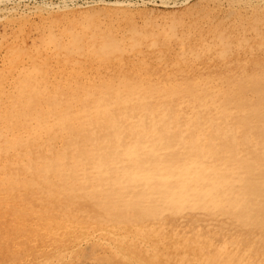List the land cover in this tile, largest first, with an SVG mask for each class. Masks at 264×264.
Wrapping results in <instances>:
<instances>
[{"label":"rangeland","instance_id":"obj_1","mask_svg":"<svg viewBox=\"0 0 264 264\" xmlns=\"http://www.w3.org/2000/svg\"><path fill=\"white\" fill-rule=\"evenodd\" d=\"M263 4L0 0V264H264Z\"/></svg>","mask_w":264,"mask_h":264},{"label":"bare ground","instance_id":"obj_2","mask_svg":"<svg viewBox=\"0 0 264 264\" xmlns=\"http://www.w3.org/2000/svg\"><path fill=\"white\" fill-rule=\"evenodd\" d=\"M247 4V3H246ZM253 5V4H252ZM248 6V5H247ZM263 6H264V4H263ZM262 6V7H263ZM243 10H244V8H243ZM249 10H251V9H249ZM179 41V40H178ZM181 41H182V39H181ZM103 42V41H102ZM148 43V42H147ZM157 43V42H156ZM199 43V42H198ZM170 45V44H169ZM134 46V45H133ZM144 46V45H143ZM182 46V45H181ZM101 47V46H100ZM122 47V46H121ZM157 47V46H156ZM160 47V46H159ZM123 48V47H122ZM179 48V47H178ZM120 49V48H119ZM157 49V48H156ZM168 49V48H167ZM94 50V49H93ZM113 50V49H112ZM163 50V49H162ZM162 50H160V51H162ZM179 50V49H178ZM86 52H87V50H86ZM122 52V51H121ZM144 52H146V51H144ZM95 53V52H94ZM123 53H126V52H123ZM122 53V54H123ZM92 54V53H91ZM140 54V53H139ZM111 55V54H110ZM121 55V54H120ZM124 55V54H123ZM112 56V55H111ZM125 56L127 57L128 55H126L125 54ZM141 56V55H140ZM147 56V55H146ZM152 56V55H151ZM158 56V55H157ZM163 56V55H162ZM165 56V55H164ZM139 57V56H138ZM156 57V56H155ZM119 58V57H118ZM123 58V57H122ZM108 59H110V58H108ZM232 59V58H231ZM128 61V60H127ZM133 61V60H132ZM135 61V60H134ZM144 61V60H143ZM148 62V61H147ZM162 62V61H161ZM213 62V61H212ZM59 63V62H58ZM102 63V62H101ZM166 63V62H165ZM222 63V62H221ZM63 64V63H62ZM103 64V63H102ZM75 65V64H74ZM97 65V64H96ZM126 65V64H125ZM125 65H123V66H125ZM168 65V64H167ZM166 65V66H167ZM41 66V65H40ZM81 66V65H80ZM85 66V65H84ZM95 66V65H94ZM143 66V65H142ZM145 66V65H144ZM150 66V65H149ZM184 66H186V65H184ZM108 67V66H107ZM148 67V66H147ZM157 67V66H156ZM126 68V67H125ZM197 68V67H196ZM198 68H200V67H198ZM40 69V68H39ZM97 69H99V68H97ZM107 69V68H106ZM78 70V69H77ZM100 70V69H99ZM104 70H105V68H104ZM27 71V70H26ZM50 71V70H49ZM36 72H38V71H36ZM61 72H62V70H61ZM67 72V71H66ZM19 73V72H18ZM24 73V72H23ZM26 73V72H25ZM49 73H51V72H49ZM81 73V72H80ZM92 73V72H91ZM47 74V73H46ZM77 74V73H76ZM87 74V73H86ZM25 75V74H24ZM28 75V74H27ZM63 75V74H62ZM84 75V74H83ZM135 75V74H134ZM21 76V75H20ZM55 76V75H54ZM60 76V75H59ZM60 77H62V76H60ZM23 78V77H22ZM142 78V77H141ZM75 79V78H74ZM19 80V79H18ZM258 81L256 82V87H260V86H264V78H261V79H257ZM12 81V80H11ZM61 81V80H60ZM74 82V81H73ZM124 83V82H123ZM35 84V83H34ZM72 84V83H71ZM16 85V84H15ZM43 85V84H42ZM41 85V86H42ZM51 86V85H50ZM52 87V86H51ZM56 87H58V86H56ZM77 87V86H76ZM15 88V87H14ZM64 88V87H63ZM33 89V88H32ZM31 89V90H32ZM38 89V88H37ZM59 89V88H58ZM43 90V89H42ZM53 90V89H52ZM17 91V90H16ZM92 91V90H91ZM256 94H257V97H258V99H259V101H260V103L257 105V106H252L251 108H250V110H251V113L252 114H254V113H257L262 107H264V90H261V89H259V88H257L256 90ZM68 93V92H67ZM18 94V93H17ZM16 94V95H17ZM92 94V93H91ZM38 95H40L39 93H38ZM45 95V94H44ZM14 97V96H13ZM37 98V97H36ZM8 99V98H7ZM16 99V98H15ZM21 100V99H20ZM34 100V99H33ZM60 100V99H59ZM236 101H235V103L237 104V108L239 109V111L241 112V113H245L244 111H245V104H244V101L242 100V98H240V97H238V98H236L235 99ZM6 101H8V100H6ZM14 104H15V102H14ZM19 104V103H18ZM36 104V103H35ZM57 104V103H56ZM62 104V103H61ZM43 105V104H42ZM79 105V104H78ZM84 105V104H83ZM87 105V104H86ZM11 106V105H10ZM24 106V105H23ZM55 106V105H54ZM53 106V107H54ZM148 107V106H147ZM12 108V107H11ZM41 109V108H40ZM56 109V108H55ZM58 109V108H57ZM86 109V108H85ZM44 110V109H43ZM49 110V109H48ZM55 111V110H54ZM45 112V111H44ZM47 112V111H46ZM15 113H16V110H15ZM29 113V112H28ZM86 113V112H85ZM42 115V114H41ZM72 115V114H71ZM17 116V115H16ZM28 116H30V114L28 115ZM40 116V115H39ZM64 116V115H63ZM9 117V116H8ZM18 117V116H17ZM78 117V116H77ZM76 117V118H77ZM27 118V117H26ZM72 118V117H71ZM12 119V118H11ZM33 119V118H32ZM64 119V118H63ZM83 119V118H82ZM53 120V119H52ZM51 120V121H52ZM65 120V119H64ZM67 120V119H66ZM70 120V119H69ZM14 121V120H13ZM16 121V120H15ZM48 121V120H47ZM55 121V120H54ZM63 121V120H62ZM105 121H106V123H105V125H103L104 127L102 128V130H103V132H104V130H106L107 132H106V134L107 135H109V137L110 138H112L113 137V139H115L113 142H115L117 139H118V135L119 134H124V136L125 137H128V138H131V140H132V144H131V147L128 149L129 151H133V152H135L136 153V151L137 150H139V148H140V146H139V143H138V140L137 139H142V137H141V131H142V126H137V125H132V127H129L128 129H122V128H120V127H118V126H121V127H123L124 128V126L122 125V124H119V125H117V123H115V122H113V121H109L108 120V118L106 117L105 118ZM179 121V120H178ZM17 122V121H16ZM53 122V121H52ZM56 122V121H55ZM3 123V122H2ZM5 123H6V121H5ZM9 124V123H8ZM23 124V123H22ZM37 124V123H36ZM65 124V123H64ZM69 124V123H68ZM241 124L242 125H244L245 127H249L250 126V124L247 122V121H245L244 119H242V121H241ZM12 125V124H11ZM14 125V124H13ZM28 125V124H27ZM33 125V124H32ZM39 125V124H38ZM61 125V124H60ZM43 126V125H42ZM50 126V125H49ZM48 126V127H49ZM68 126V125H67ZM102 126V125H101ZM8 127V126H7ZM23 127V126H22ZM44 127V126H43ZM59 127V126H58ZM161 127H163V126H161ZM160 127V128H161ZM15 128V127H14ZM32 128V127H31ZM63 128V127H62ZM12 129V128H11ZM43 129V128H42ZM233 129V128H232ZM19 130V129H18ZM63 130V129H62ZM29 131V130H28ZM52 131V130H51ZM54 131V130H53ZM56 131V130H55ZM238 131V130H237ZM3 132V131H2ZM22 132V131H21ZM14 133V132H13ZM23 133V132H22ZM41 133V132H40ZM67 133V132H66ZM20 134V133H19ZM237 134V133H236ZM5 136V135H4ZM25 136V135H24ZM48 136V135H47ZM46 136V137H47ZM55 136V135H54ZM64 136V135H63ZM6 137V136H5ZM42 137V136H41ZM62 137V136H61ZM108 137V136H107ZM106 137V138H107ZM235 137V136H234ZM251 137V136H250ZM23 138V137H22ZM32 138V137H31ZM52 138V137H51ZM60 138V137H59ZM5 139V138H4ZM49 139V138H48ZM62 139V138H61ZM165 139H170V138H165ZM205 139V138H204ZM260 139H264V136L263 137H260ZM1 140V139H0ZM24 140V139H23ZM28 140V139H27ZM58 140H60V139H58ZM65 140H67V139H65ZM82 140V139H81ZM17 141V140H16ZM31 141V140H30ZM38 141V140H37ZM43 141V140H42ZM41 141V142H42ZM67 141H69V140H67ZM13 142V141H12ZM41 142H39L40 144H41ZM63 142V141H62ZM3 143V142H2ZM27 143V142H26ZM51 143H52V140H51ZM237 143V142H236ZM16 144V143H15ZM45 144V143H44ZM38 145V144H37ZM97 145V144H96ZM95 145V146H96ZM18 146V145H17ZM27 146V145H26ZM8 147V146H7ZM23 147V146H22ZM33 147V146H32ZM48 147V146H47ZM60 147V146H59ZM21 148V147H20ZM24 148V147H23ZM56 148V147H55ZM236 148V147H235ZM8 149V148H7ZM44 149V148H43ZM50 149V148H49ZM72 149H73V147H72ZM10 150V149H9ZM33 150V149H32ZM57 150V149H56ZM79 150V149H78ZM5 151V150H4ZM31 151V150H30ZM48 151V150H47ZM67 151V150H66ZM76 152V151H75ZM263 152V151H262ZM27 153V152H26ZM49 153V152H48ZM62 153V152H61ZM47 154V153H46ZM50 154V153H49ZM75 154V153H74ZM73 154V155H74ZM58 155V154H57ZM14 156V155H13ZM16 156V155H15ZM35 156V155H34ZM38 156V155H37ZM42 156V155H41ZM65 156V155H64ZM3 157V156H2ZM24 157V156H23ZM50 158V157H49ZM81 158H83V157H81ZM42 159V158H41ZM46 159V158H45ZM8 160V159H7ZM13 160V159H12ZM15 160V159H14ZM23 160V159H22ZM65 160V159H64ZM3 161V160H2ZM20 161V160H19ZM62 161V160H61ZM71 161V160H70ZM8 162V161H7ZM34 162V161H33ZM46 163V162H45ZM55 163V162H54ZM61 163V162H60ZM4 164V163H3ZM12 164H13V162H12ZM14 164H15V162H14ZM17 164V163H16ZM25 164V163H24ZM62 164V163H61ZM30 165V164H29ZM43 165V164H42ZM7 166V165H6ZM48 166V165H47ZM67 167V166H66ZM65 167V168H66ZM244 167H248L247 166V164H245V166ZM2 168V167H1ZM0 168V169H1ZM5 168V167H4ZM21 168V167H20ZM23 168V167H22ZM21 168V169H22ZM42 168V167H41ZM56 168V167H55ZM58 168V167H57ZM7 169V168H6ZM29 169V168H28ZM63 169V168H62ZM3 170V169H2ZM9 170V169H8ZM53 170V169H52ZM47 171V170H46ZM45 171V172H46ZM79 171V170H78ZM77 171V172H78ZM71 172H72V170H71ZM77 172H75V173H77ZM1 173V172H0ZM15 174H16V172H14ZM28 173V172H27ZM54 173V172H53ZM3 174H5V173H3ZM7 174V173H6ZM5 174V175H6ZM22 174V173H21ZM9 175H11V174H8V176ZM61 175V174H60ZM2 176V175H1ZM26 176H27V174H26ZM68 177V176H67ZM5 178V177H4ZM3 178V179H4ZM7 178V177H6ZM15 178V177H14ZM20 178H21V176H20ZM33 178H34V176H33ZM42 178V177H41ZM47 178V177H46ZM53 178V177H52ZM58 178V177H57ZM71 178V177H70ZM35 179V178H34ZM37 179V178H36ZM48 179V178H47ZM12 180V179H11ZM27 180H28V178H27ZM38 180H39V178H38ZM63 180V179H62ZM66 180V179H65ZM81 180V179H80ZM34 181V180H33ZM53 181V180H52ZM9 182V181H8ZM31 182V181H30ZM47 182V181H46ZM215 182V179L213 178V179H211V181H210V183L213 185V183ZM12 183V182H11ZM33 183V182H32ZM37 183V182H36ZM51 183V182H50ZM10 184V183H9ZM35 184V183H34ZM52 184V183H51ZM17 185V184H16ZM28 185V184H27ZM38 185H40V184H38ZM33 186V185H32ZM52 186V185H51ZM88 186V185H87ZM28 187V186H27ZM31 187V186H30ZM24 188V187H23ZM91 188V187H90ZM1 189V188H0ZM8 190V189H7ZM12 190V189H11ZM17 190V189H16ZM24 190V189H23ZM43 190V189H42ZM13 191V190H12ZM34 191V190H33ZM56 191V190H55ZM37 192V191H36ZM48 193V192H47ZM22 194V193H21ZM68 194H70V193H68ZM30 195V194H29ZM34 195V194H33ZM62 195H63V193H62ZM66 195V194H65ZM12 197V196H11ZM62 197V196H61ZM76 197V196H75ZM13 198V197H12ZM17 198V197H16ZM32 198H33V196H32ZM48 198V197H47ZM64 198V197H63ZM45 199V198H44ZM9 200V199H8ZM10 200H11V198H10ZM9 200V201H10ZM32 200V199H31ZM71 200H73V199H71ZM78 200V199H77ZM2 201H3V199H2ZM14 201V200H13ZM60 201H62V200H60ZM75 201V200H74ZM4 202V201H3ZM22 202V201H21ZM32 202V201H31ZM44 202V201H43ZM73 202V201H72ZM11 203V202H10ZM33 203V202H32ZM37 203H39V202H37ZM41 203V202H40ZM39 203V204H40ZM46 203V202H45ZM55 203V202H54ZM69 203V202H68ZM15 204V203H14ZM24 204V203H23ZM23 204H21L22 206H23ZM26 204V203H25ZM35 204V203H34ZM57 204V203H56ZM60 204V203H59ZM64 204V203H63ZM71 204V203H70ZM5 205V204H4ZM28 205V204H27ZM18 206V205H17ZM31 206V205H30ZM43 206V205H42ZM61 206H62V204H61ZM64 206V205H63ZM66 206V205H65ZM74 206H76L75 204H74ZM73 206V208H75ZM38 207V206H37ZM50 207V206H49ZM59 207V206H58ZM67 207H69V206H67ZM6 208V207H5ZM23 208H24V206H23ZM28 208H29V206H28ZM46 208V207H45ZM7 209V208H6ZM59 209H60V207H59ZM46 210H47V208H46ZM49 210H51V208L49 209ZM78 210V209H77ZM85 211H86V209H84ZM37 211V210H36ZM64 211V210H63ZM80 211V210H79ZM2 212V211H1ZM41 212V211H40ZM39 212V213H40ZM55 212H58V211H55ZM31 213V212H30ZM65 213V212H64ZM90 213V212H89ZM93 213V212H92ZM59 214V213H58ZM69 214H70V212H69ZM85 214H87V213H85ZM14 215H16V214H14ZM17 215H18V213H17ZM24 215V214H23ZM26 215V214H25ZM30 215V214H29ZM51 215V214H50ZM53 215V214H52ZM62 215V214H61ZM77 215V214H76ZM84 215V214H83ZM83 215H81V216H83ZM93 215V214H92ZM28 216V215H27ZM79 216H80V214H79ZM78 216V217H79ZM11 217V216H10ZM47 217V216H46ZM50 217V216H49ZM66 217V216H65ZM107 217V216H106ZM3 217H1V219H2ZM4 218H6V216L4 217ZM17 218V217H16ZM15 217H14V219H16ZM31 218V217H30ZM39 218V217H38ZM43 218V217H42ZM67 218V217H66ZM70 218V217H69ZM81 218V217H80ZM79 218V219H80ZM90 218H91V216H90ZM0 219V220H1ZM22 219H23V217H22ZM22 219H20V220H22ZM44 219V218H43ZM87 219V218H86ZM89 219V218H88ZM87 219V220H88ZM11 220V219H10ZM55 220H57V219H55ZM75 220H77V219H75ZM2 221V220H1ZM3 221H4V219H3ZM66 221V220H65ZM83 221V220H82ZM93 221V220H92ZM8 222V221H7ZM6 222V223H7ZM36 222V221H35ZM75 222V221H74ZM95 222V221H94ZM11 223V222H10ZM51 223V222H50ZM28 224H30V223H28ZM38 224V223H37ZM52 224V223H51ZM80 224H82L81 222H80ZM99 224H101V223H99ZM145 224V223H144ZM5 225V224H4ZM54 225V224H53ZM59 225V224H58ZM64 226H65V224H63ZM62 225V226H63ZM2 226V225H1ZM15 226V225H14ZM27 226V225H26ZM30 226V225H29ZM38 226V225H37ZM41 226H42V224H41ZM41 226H40V228H41ZM45 226V225H44ZM61 226V225H60ZM68 226V225H67ZM109 226H110V224H109ZM150 226H152V225H150ZM28 227V226H27ZM26 227V228H27ZM31 227V226H30ZM33 227V226H32ZM31 227V228H32ZM14 228V227H13ZM12 228V229H13ZM23 228V227H22ZM25 228V227H24ZM25 228V229H26ZM36 228V227H35ZM43 228V227H42ZM45 229H46V227H44ZM43 228V229H44ZM56 228V227H55ZM111 228H113V227H111ZM111 228H109V230L111 229ZM129 228V227H128ZM137 228V227H136ZM139 228H140V226H139ZM152 228H153V226H152ZM2 229V228H1ZM6 229V228H5ZM12 229H11V231H12ZM60 229V228H59ZM58 229V230H59ZM122 229V228H121ZM124 230H125V228H123ZM122 229V231H119L118 233L119 234H121L120 232H123L124 230ZM130 229H132V228H130ZM133 229H135V228H133ZM3 230V229H2ZM15 230V229H14ZM114 229H112V231H113ZM115 230H118V227H117V229H115ZM3 231H5V230H3ZM16 231H17V229H16ZM20 231V230H19ZM127 231V230H126ZM130 231V230H129ZM51 232V231H50ZM62 232V231H61ZM161 232V231H160ZM26 233V232H25ZM44 233V232H43ZM42 233V236L44 235ZM47 233V231L45 232V234ZM49 233V232H48ZM114 233V232H113ZM123 233H125V232H123ZM130 233H131V231H130ZM27 234H30V233H27ZM129 234V233H128ZM198 234V233H197ZM33 235H35V234H33ZM32 235V236H33ZM38 235V234H37ZM48 235V234H47ZM123 235V234H122ZM156 235V234H155ZM2 236V235H1ZM11 236V235H10ZM32 236H30V237H32ZM127 236V235H126ZM24 238H30V237H25V236H23ZM33 237H35V236H33ZM46 237V236H45ZM6 238V237H5ZM11 238V237H10ZM14 238V237H13ZM16 238H17V236H16ZM50 238H52V237H50ZM171 238V237H170ZM201 238V237H200ZM49 239V238H48ZM198 239V238H197ZM24 240V239H23ZM51 240H53V239H51ZM171 241H172V239H170ZM175 240V239H174ZM180 240V239H179ZM175 241H177V240H175ZM0 242H1V240H0ZM6 242V241H5ZM2 243V242H1ZM172 243H173V241H172ZM174 244H176V243H174ZM173 244V245H174ZM180 244H181V241H180ZM182 245V244H181ZM4 246H6V245H4ZM19 246H21V245H19ZM202 246V245H201ZM8 247V246H7ZM7 247H5V248H7ZM17 247V246H16ZM205 247V246H204ZM208 247V246H207ZM180 248H182V250H183V248H185V245H184V247H181L180 246ZM179 248V249H180ZM203 248V247H202ZM186 249V248H185ZM8 250V249H7ZM5 251V250H4ZM228 251V250H227ZM182 252V251H181ZM183 253V252H182ZM261 255V254H260ZM251 258V257H250ZM256 259V258H255ZM250 261V260H249ZM260 261V260H259ZM259 263H261V262H259Z\"/></svg>","mask_w":264,"mask_h":264}]
</instances>
